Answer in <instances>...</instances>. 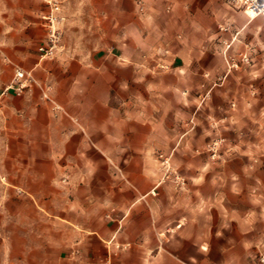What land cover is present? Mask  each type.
<instances>
[{
    "label": "crops",
    "instance_id": "0c3cea01",
    "mask_svg": "<svg viewBox=\"0 0 264 264\" xmlns=\"http://www.w3.org/2000/svg\"><path fill=\"white\" fill-rule=\"evenodd\" d=\"M46 2L2 0L6 221H23L26 209L47 236L59 237L62 228L70 237L87 236L99 249L80 253L102 264H253L251 231L236 224L229 231L206 229L204 214L188 199L156 186L150 161L156 151L171 150L174 114L185 110L187 97L210 92L221 75V58L206 41L220 25V0L66 5L56 53L41 59ZM16 67L34 80L19 96L8 88ZM230 217L236 222L237 214ZM110 239L132 248L111 253L103 245Z\"/></svg>",
    "mask_w": 264,
    "mask_h": 264
},
{
    "label": "rangeland",
    "instance_id": "374dc122",
    "mask_svg": "<svg viewBox=\"0 0 264 264\" xmlns=\"http://www.w3.org/2000/svg\"><path fill=\"white\" fill-rule=\"evenodd\" d=\"M220 4V25L206 41L210 52L221 58V75L208 85L213 87L210 92L187 97L185 110L174 114L171 150L156 151L150 161L158 172L156 186L167 185L162 192L188 199L194 211L204 214L206 229L229 231L236 224L238 230L251 231L252 262L264 264V17L251 22L228 0ZM46 5L47 17L50 13L61 17L64 6H82L83 0H48ZM234 13L238 16L233 19ZM4 16L0 0V23ZM80 27L84 29L83 22ZM4 187H0V264H102L99 258L91 262L80 253L84 248L99 249L87 236L70 237L65 228L59 237L47 236L26 209L23 221H6ZM109 211L110 216L115 214L113 208ZM236 214L235 222L230 215ZM103 245L111 253L132 248L115 239Z\"/></svg>",
    "mask_w": 264,
    "mask_h": 264
},
{
    "label": "built area",
    "instance_id": "2783aa9c",
    "mask_svg": "<svg viewBox=\"0 0 264 264\" xmlns=\"http://www.w3.org/2000/svg\"><path fill=\"white\" fill-rule=\"evenodd\" d=\"M228 3L232 7L242 10L247 17H249L248 13H252L255 17H264V0L261 2L258 0H228ZM47 18V37L45 43L37 48L41 59H51L55 55L60 38V31L57 25L63 21V18L53 15V13H50ZM31 83H34L31 75L16 67L12 82L8 88L19 96ZM43 97L47 99L45 94H43Z\"/></svg>",
    "mask_w": 264,
    "mask_h": 264
},
{
    "label": "bare ground",
    "instance_id": "6f19581e",
    "mask_svg": "<svg viewBox=\"0 0 264 264\" xmlns=\"http://www.w3.org/2000/svg\"><path fill=\"white\" fill-rule=\"evenodd\" d=\"M259 2H261V1H263V0H258ZM167 162L166 161H164V164H166Z\"/></svg>",
    "mask_w": 264,
    "mask_h": 264
}]
</instances>
